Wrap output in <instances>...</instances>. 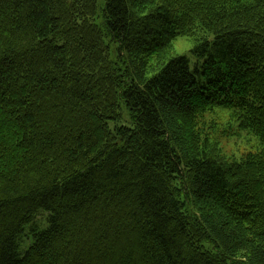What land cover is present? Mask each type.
Returning a JSON list of instances; mask_svg holds the SVG:
<instances>
[{"label": "trees", "instance_id": "obj_1", "mask_svg": "<svg viewBox=\"0 0 264 264\" xmlns=\"http://www.w3.org/2000/svg\"><path fill=\"white\" fill-rule=\"evenodd\" d=\"M0 264H264V0H0Z\"/></svg>", "mask_w": 264, "mask_h": 264}, {"label": "rangeland", "instance_id": "obj_2", "mask_svg": "<svg viewBox=\"0 0 264 264\" xmlns=\"http://www.w3.org/2000/svg\"><path fill=\"white\" fill-rule=\"evenodd\" d=\"M98 12L100 13L102 7H103V0H96ZM193 46V42L185 39V38H178L173 42V53L175 55H185L189 59V67L191 70L194 68L195 59L190 54V50ZM221 114V121L228 122V112L223 111ZM110 127L113 126L110 124ZM256 141L251 138L250 136H245L244 134L241 135H234L230 137L229 139H223L221 146L223 148L224 153L227 156L234 155L237 158L240 156V154L244 151H254L256 149ZM38 221L41 222L42 218L38 217ZM25 245H27V242H23L20 247V251L25 250Z\"/></svg>", "mask_w": 264, "mask_h": 264}]
</instances>
